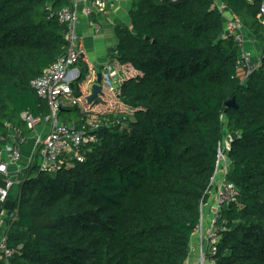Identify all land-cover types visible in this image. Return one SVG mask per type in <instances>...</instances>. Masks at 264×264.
Returning a JSON list of instances; mask_svg holds the SVG:
<instances>
[{
	"label": "trees",
	"instance_id": "1",
	"mask_svg": "<svg viewBox=\"0 0 264 264\" xmlns=\"http://www.w3.org/2000/svg\"><path fill=\"white\" fill-rule=\"evenodd\" d=\"M218 1L131 0L130 24L116 26L110 56L139 74L124 81L120 102L103 95L108 114L91 116L78 103L97 81L81 59L74 101L59 121L86 126L95 141L64 156L54 172L36 163L22 171L11 212L0 194L7 217L0 230L14 251L0 264H186L227 137L228 180L240 197L224 212L216 264H264V60L242 85L237 44L221 39ZM221 1L258 55L261 2ZM50 2L0 0V135L4 122L25 129V111L49 115L31 82L68 49L65 25L47 19ZM232 100L238 108H227ZM121 103L131 112L119 113ZM6 185L0 174V190Z\"/></svg>",
	"mask_w": 264,
	"mask_h": 264
},
{
	"label": "built area",
	"instance_id": "2",
	"mask_svg": "<svg viewBox=\"0 0 264 264\" xmlns=\"http://www.w3.org/2000/svg\"><path fill=\"white\" fill-rule=\"evenodd\" d=\"M115 1L117 0H72L69 7L60 9L54 8L51 4L45 6L48 20L58 21L65 25L68 49L41 76L31 82L37 97L47 103L49 115L36 117L30 111H25L20 116L26 129L36 133L33 158L27 168L36 163L40 171L54 172L59 168L60 160L64 156L71 154L78 156L83 146L95 141L92 135L86 134V126L77 129L74 126L60 123L59 113L63 107L74 101L72 84L78 79L79 63L86 56L77 33L80 10L82 9L84 16L89 19V26L96 34H100L102 26L92 20L93 13L95 10H103L106 4ZM248 1L261 2L259 18L264 26V0ZM216 6L225 21V30L221 39L223 41L233 39L237 44L239 50L237 69L241 84L244 85L249 77L262 67L264 50L256 55L255 49L249 46L250 39L246 35L244 25L233 16L223 1H218ZM132 70L134 69L131 65H121L119 62L114 63L113 60L108 61L101 72L103 93L120 102L121 86L125 80L130 78ZM96 122L97 119L91 117L87 120V126L95 130ZM42 125L47 126V131L38 133L37 130ZM3 127L5 132L0 135V174L7 179V185L6 189L0 190V194L1 201L5 203L12 200V197H17L21 185L20 175L27 169L18 168L22 160V148L27 142V135L20 125L4 122ZM227 149H230V145H226L225 142H221L218 146L217 162L210 179L208 197L201 203V217L193 236V240L198 241V254L192 263L189 262V258L186 264H216L219 245L228 230V220L224 218V212L239 202L240 191L228 180L230 163L225 152ZM13 166H17L16 171L12 169ZM211 197L213 217L207 223L206 202ZM6 220V214H3L0 217V229ZM13 253L14 251L8 247L6 234L0 230V261L11 258Z\"/></svg>",
	"mask_w": 264,
	"mask_h": 264
},
{
	"label": "crops",
	"instance_id": "3",
	"mask_svg": "<svg viewBox=\"0 0 264 264\" xmlns=\"http://www.w3.org/2000/svg\"><path fill=\"white\" fill-rule=\"evenodd\" d=\"M71 3L72 0H51L50 2V4L57 9L69 7ZM130 7H131V0H117L113 3L106 4L104 9L101 11L95 10L92 16V20L101 24L102 31L100 32V34H96L95 31L89 26L88 24L89 19L84 16L83 10L82 9L80 10V23L77 27V33L78 36L80 37L81 47L84 48L86 52V60L89 69L94 70L95 73L98 74L102 72L103 66L110 60H113L114 63L115 62L117 63V60H115L114 58L111 59L110 56L112 50L115 49L116 46L118 45V40L115 34V28L119 24H130V16H129ZM249 39H250L249 46H251L252 49L257 48L258 46L255 40L253 38H249ZM253 40L254 43H252ZM130 74H131L130 78H133L136 77L139 73L136 70H132ZM91 92H92V88L88 93L91 94ZM78 103L82 108V110L84 112L86 111L88 113H91V116H101L108 114L109 112L108 110L109 106L103 100L101 103L89 104L87 99V101L80 100ZM122 108L126 109V106L121 104L119 106V113H124ZM72 119L73 116H69V120ZM26 130L27 129L25 127L24 132L27 135V142L22 148V160L18 167L20 170L29 167V162L33 158V152L35 150V144H36V133L29 132L28 130L27 131ZM41 131H47V126L46 125L40 126L37 132L40 133ZM225 144L226 145L230 144V139L228 137L225 139ZM16 168L17 166L12 167L14 171H16ZM212 205H213V201L211 197L206 202L205 216L207 219V223L210 222V220L213 217ZM191 252L192 253L190 255V261H189L190 263L194 261V259L198 254V241L196 239L193 240Z\"/></svg>",
	"mask_w": 264,
	"mask_h": 264
},
{
	"label": "water",
	"instance_id": "4",
	"mask_svg": "<svg viewBox=\"0 0 264 264\" xmlns=\"http://www.w3.org/2000/svg\"><path fill=\"white\" fill-rule=\"evenodd\" d=\"M102 82V73L97 74V81L96 83L92 86V92L90 96L88 97V103H101L102 99L101 97L103 96V90L101 86ZM37 103L42 104V101L37 97ZM227 108H238L236 105V101L232 100L226 104ZM15 207V202L14 201H6L4 205V210L11 212Z\"/></svg>",
	"mask_w": 264,
	"mask_h": 264
},
{
	"label": "rangeland",
	"instance_id": "5",
	"mask_svg": "<svg viewBox=\"0 0 264 264\" xmlns=\"http://www.w3.org/2000/svg\"><path fill=\"white\" fill-rule=\"evenodd\" d=\"M93 29V28H92ZM122 104V103H121ZM120 104V105H121ZM124 105V104H123ZM124 106H126V105H124ZM123 109V108H122ZM121 109V110H122ZM123 111H124V114H127V113H130L131 112V110L126 106V109H123ZM127 111H130V112H127ZM60 121H61V119H60Z\"/></svg>",
	"mask_w": 264,
	"mask_h": 264
}]
</instances>
